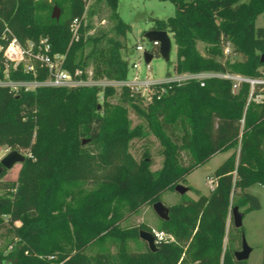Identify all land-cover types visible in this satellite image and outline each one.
<instances>
[{
	"label": "trees",
	"instance_id": "1",
	"mask_svg": "<svg viewBox=\"0 0 264 264\" xmlns=\"http://www.w3.org/2000/svg\"><path fill=\"white\" fill-rule=\"evenodd\" d=\"M34 1L0 0L1 44L7 45L12 36L23 44L48 39L52 54L66 55L64 69L72 75L92 68L95 78L128 79L130 60L122 51L131 26L117 11L119 0H98L111 9L113 35L103 29L86 36L82 25L74 38L71 27L75 20L82 21L85 0H53L67 10L63 21L43 19ZM161 1L173 3L176 14L152 19V29L174 35L177 73H230L232 68L250 78L262 75L264 27L256 23L264 16V0ZM199 40L217 47L232 42L243 60L218 62L213 57L216 48L202 56ZM10 75L15 81L34 80L22 68ZM47 77L48 71L39 69L37 79ZM162 88L165 93L151 102L124 88L119 104L101 105L98 87L17 94L0 87V146L26 156L19 183L6 184L7 196L0 198V226L21 240L6 256L0 251V264H246L236 261L233 239L226 251L224 243L230 237L233 208H262L258 196L248 190L264 187V104H249V84L234 93L232 82L220 78L208 79L204 86L190 81ZM105 90L106 99L114 93V88ZM130 109L142 124L133 126ZM151 135L164 158L156 171L148 147L140 159L131 152L137 141L148 145ZM230 150L232 155L215 171L216 189L210 196L195 190L198 200L183 195L169 208V220L161 222L160 231L175 242L157 244V252L149 246L131 251L129 241L140 238V229L128 232L120 223L161 202L165 193ZM85 183H91L90 192L83 189ZM2 216L8 217L7 224Z\"/></svg>",
	"mask_w": 264,
	"mask_h": 264
},
{
	"label": "rangeland",
	"instance_id": "2",
	"mask_svg": "<svg viewBox=\"0 0 264 264\" xmlns=\"http://www.w3.org/2000/svg\"><path fill=\"white\" fill-rule=\"evenodd\" d=\"M86 1V12L83 16L82 21H78L77 26L74 27V24L71 27L72 38L74 35L81 34V27L83 25V31L88 35H95L100 30H107L110 32L111 28L114 26V22L110 20L111 9L108 7L106 2H98V0H85ZM34 3L38 6L36 14L41 16L43 19L47 17H52L55 8H58L60 11V19L63 21L67 16V10L60 8L57 5L56 1L53 0H35ZM96 11L95 15L90 16L92 11ZM117 11L121 18L131 26V32L127 33L126 42L127 49L122 51V57L127 60H130V65L132 61L136 60L141 55L135 52L137 45H143L145 49L152 51V44L149 40L144 38V34L149 29H152L153 23L152 19L166 20L170 17L175 16L176 7L171 2H164L161 0H119V5ZM89 25V26H88ZM257 27H264V16L259 17L256 23ZM113 35L112 32H110ZM172 42L173 50L171 53L170 62H166L160 55L159 50H153L154 58L152 60V74L153 77L157 80H163L169 76V73L172 74L175 66L177 65V45L174 39V35L169 33ZM48 39H40V41H47ZM28 42V41H27ZM27 44V43H25ZM197 51L202 56H209L211 53V48L218 49V54L213 55V57L218 62L234 64L236 62H241L243 60L242 56L235 51L234 44L229 42L230 55H226L225 47L223 44L221 46H216L207 43L206 41L199 40L197 41ZM51 46V44H50ZM43 47H36L34 52L43 53ZM45 52V51H44ZM159 52V54H157ZM52 57H56L57 61L61 62V65L64 69V64L66 60V55L63 54H52V46L49 53ZM228 56V57H227ZM27 63L34 64V60L27 59ZM37 68L43 69L40 67L39 63H36ZM142 72H145L146 66L142 62ZM130 69V68H129ZM67 71L66 69H64ZM93 71L92 68L84 72L86 76L89 72ZM131 72V70H130ZM176 72V71H175ZM231 74L242 75L241 73L236 72L231 68ZM94 74V73H93ZM179 74V73H178ZM188 74V73H182ZM96 81L105 80L103 78H95ZM99 92V103L103 105L105 101L110 102L111 104H119L120 96L122 89L114 88V93L110 94L108 98H105V89H100ZM129 117L133 122V126L142 124V120L139 119L130 109ZM149 148L154 165L151 168L153 171L160 170L163 167L164 158L159 154L161 146L159 141L155 138L154 135H151L149 142L137 141L133 144V149L131 150L132 154L136 159H140L145 148ZM13 149L8 146H0V166L1 161L10 154ZM234 151L230 150L226 153H221L213 157L206 165L197 169L191 175L187 177L184 182L180 184L192 188L186 194L188 199L198 200L199 196L195 190H199L201 195L210 196L211 193L216 189V180L214 178L215 171L223 164L228 157L232 155ZM186 160V157H185ZM22 169V164L15 165L11 170H6L5 173L0 177V198L7 196V191L4 189L6 184H18L19 175ZM83 189L86 193L93 189L91 183H85ZM250 193L258 196L261 201L262 208L258 211H247L246 208H241L240 212L245 214L244 226L241 230L236 229L233 221V213L230 212L228 219V228L227 234L230 233V237L227 235V238L224 243V251L229 246L230 238L233 239L234 243V253L242 251V235L244 233L246 240L249 246L252 248V252L246 264H264V187L263 186H254L248 190ZM70 201V199H69ZM182 201V195H180L175 190L169 191L162 196V203L171 208L172 206L180 203ZM1 203V202H0ZM1 220L4 224H7L8 217L2 216ZM163 220L158 217L155 213L153 206H147L143 208L138 214L128 215L121 223L120 226L123 230L128 232L132 231L135 228L141 230V227L147 228L152 234L164 233L166 237L162 243L171 244L175 240L173 236L167 234L166 232L160 231L161 222ZM22 223H19L18 226H21ZM8 227L0 226V251L4 252L6 256L9 252L13 251L18 244H20V239H15L12 236L7 235ZM129 246L133 252H143L147 250L148 244L138 238V240H130ZM159 246V244H158ZM113 251H116V248L113 247ZM8 261V260H7Z\"/></svg>",
	"mask_w": 264,
	"mask_h": 264
},
{
	"label": "built area",
	"instance_id": "3",
	"mask_svg": "<svg viewBox=\"0 0 264 264\" xmlns=\"http://www.w3.org/2000/svg\"><path fill=\"white\" fill-rule=\"evenodd\" d=\"M78 20H75L74 27L77 26ZM9 32V31H8ZM78 35L75 34L74 37ZM6 36H4L5 40ZM27 44L20 42L15 36H12L8 40L7 45L0 43V69L3 68L4 78L0 79V87L9 88L14 93H19L21 90L35 91L38 88H129L133 93L141 95L148 102H151L154 96L158 93H165V89L162 88L164 84H182L185 82L196 81L202 86L205 85V81L212 78L225 79L232 82V90L234 93H238L242 84L250 85L249 104L254 102L256 104H264V71L259 78H250L243 75H235L231 73H216V72H202V73H188L178 74L174 72L169 73V76L163 80H157L152 74V62L146 63L145 54L150 53L154 56L153 50H160V43L153 42L152 51L144 48L143 45H137L135 52L141 57L132 61L130 65V75L127 80H100L93 79V71L89 72L87 78L84 79V71L77 70L74 75L65 71L61 65V62L57 61L56 57H52L49 53L51 50L50 43L47 41H40L38 44L35 41H28ZM225 47L226 55H230L229 43L223 45ZM36 47H43V53L34 52ZM45 51V52H44ZM228 57V56H227ZM27 59L34 60V64L27 63ZM142 62L146 66L145 72H142ZM36 63H39L40 67L48 71V77L45 80H38L37 75L39 68ZM22 68L26 74H32L34 80L31 81H15L11 79V72L18 71ZM157 243H161L164 240V233L154 234Z\"/></svg>",
	"mask_w": 264,
	"mask_h": 264
},
{
	"label": "water",
	"instance_id": "4",
	"mask_svg": "<svg viewBox=\"0 0 264 264\" xmlns=\"http://www.w3.org/2000/svg\"><path fill=\"white\" fill-rule=\"evenodd\" d=\"M52 18L59 20L60 19V11L58 8L54 9V12L52 14ZM144 38L149 40L151 43L153 42H159L160 43V55L161 57L166 61L170 62L171 60V53L173 50V42L170 34L167 31H159L155 29H149L144 34ZM154 56L150 53L145 54V60L146 63L152 62ZM262 63L264 64V55L262 56ZM83 144H86V141L83 142ZM26 160V156L18 151H12L10 154H8L2 161L0 166V176L6 171L11 170L15 165L17 164H24ZM175 191L178 192L180 195H186L189 192V188L179 184ZM153 209L155 213L158 215L160 219L163 221L169 220V213L170 209L165 206L162 202H158L154 204ZM233 219L235 228L241 230L244 226V218L245 214L240 212V209L238 207L233 208ZM140 238L142 241L148 244L149 249L152 252H157L159 250L157 246V241L155 238V235L148 232V231H140ZM252 252V248L249 246L246 237L243 233L242 235V251L236 252L235 257L237 262H247L250 254Z\"/></svg>",
	"mask_w": 264,
	"mask_h": 264
}]
</instances>
